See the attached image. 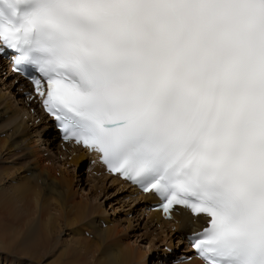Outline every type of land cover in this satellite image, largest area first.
<instances>
[{"label": "snow or ice", "instance_id": "6c2138e0", "mask_svg": "<svg viewBox=\"0 0 264 264\" xmlns=\"http://www.w3.org/2000/svg\"><path fill=\"white\" fill-rule=\"evenodd\" d=\"M0 57L65 141L202 225L172 264H264V0H0Z\"/></svg>", "mask_w": 264, "mask_h": 264}, {"label": "bare ground", "instance_id": "6f19581e", "mask_svg": "<svg viewBox=\"0 0 264 264\" xmlns=\"http://www.w3.org/2000/svg\"><path fill=\"white\" fill-rule=\"evenodd\" d=\"M4 66H5L4 63H0V70ZM0 87H5L7 90H9L10 91L9 97L11 98V99L7 98L8 100H5V103H2L6 95H3L0 93V122L2 120H4L5 122L7 119L5 126H7L10 129V130L8 129V132H7L8 133L7 141L0 143V157L8 155L13 150L22 148L26 152L25 157L26 158L29 157L31 159L30 162L26 163L27 165H24L23 167L20 168V169H25L24 175L23 177L20 176L18 181L14 183V185L16 184L15 186H12V184H10L11 186L10 185L4 186V182L5 180H7V172L10 173L11 171L9 170L3 171V172L0 171V188H1L0 189V210L5 211L6 215L7 213L12 212L11 215L13 217V220L20 219L22 222H25L27 220V223L28 221L30 223V220H31L30 201L32 198L31 196H33V192L35 191V190L33 191L34 187L32 185V183L34 182V184L36 183L38 186L44 188L43 189L44 192L42 193L43 197H40L41 193L39 192L36 193V195L34 196L35 206L36 208H38V211L36 214L37 216L41 214L42 217L46 218L44 221L40 222L42 226L44 225L46 228L45 229L46 234L45 236L43 235L42 238H38L39 235L37 234V230L39 226H37V223L34 221L33 218H32L33 220H31L32 222L26 227L24 231L21 230L23 227L22 228L19 227V229L16 228L14 233H11V232L3 233L2 229H0V251L5 252L6 254L8 253L13 254L15 252L18 255H20V257L22 256L24 258H29V260L32 259L31 261H35V264L43 260H46L45 257L47 254H50L51 259H53L52 263L50 264H53V262L57 258L58 259L65 258L63 262L61 260L60 264H83V262L80 261L81 259L80 256L82 258L85 256H88L87 253H88V250L90 249V246H89L90 244L87 243L89 242L88 239H81V240L59 239L58 238L59 232H57L58 229L56 230V228H58L57 227L58 225L56 223V220H58V218L53 216L50 213V211L52 209L55 210L59 214L58 217H60V219L62 220L63 219L65 220V225L67 227H74L77 224L84 222L91 217H94L93 213L90 214V216L87 214L89 213V210H87L88 207L91 208L92 206V205H87L88 199H90L89 198L90 196L89 197L88 196L86 197L85 195L78 196L77 193H74V190L72 189L74 181L68 174L67 169L61 174L59 171H56V170L54 172V169L56 167L54 166V162L56 161V159H58L57 157L59 156L58 154H60V156L63 159L65 158L63 157L65 155L63 153L57 154L55 151L52 152L53 148L55 147L53 148L49 147L51 145H54L53 141L55 140V135H54V132L51 130V126L49 125L48 122L42 119L38 126H34L33 124H31V126L29 127L30 122H34L36 120V117L32 116L31 114H28L29 110L23 104L22 99L20 97V93L18 92V87L13 84V80L10 78V76L2 77V74L0 75ZM30 108L35 109V106L32 105ZM24 118H26L27 121ZM34 139H37V141L42 143L41 145H44V148H45L44 152L48 153L46 154L47 157L45 159H42L44 158V155L43 153L41 154L38 150L41 147L37 149L31 148L32 141L35 142ZM4 150L8 152L6 154L4 152L2 153V151ZM54 152L56 154H54ZM67 157L68 156H66L65 159H67ZM70 160L69 162L68 161L62 162L64 164V168L66 165H68L67 168L73 167V169L75 167L77 168L81 166V164L86 160V155L84 154V152L76 151L75 156ZM46 162H47V165L49 164V162H51L50 167H45ZM62 163L61 165H63ZM14 168L15 167H13V169ZM99 168L101 167L98 166L93 170L99 172L101 171ZM57 172H59V175H60L59 180H57L54 177ZM14 174L16 175L15 172ZM87 176L88 178H93V179H88L89 182L93 181V183H96V181L98 180V178L92 177L90 175H87ZM100 178L102 180L104 179L103 181L106 183L104 185L105 188L103 187V190H106L107 183H109V189H111L112 187H115V188L118 187L124 192L129 193L128 197L134 196L133 191L126 189L125 186H121L115 179L107 178L104 176H100ZM99 183L100 182L98 181L96 183V186L99 185ZM92 195L93 193H91V196ZM133 200H134L133 203H135L134 209L131 206V208L128 210L129 213L127 214H130L131 212L133 214V212H136L135 218H137L136 219L137 224L135 225V228L137 227L138 229L140 228L141 222L139 221H141V218H140V211H141L142 214H146L148 218V220L145 222V225H144L145 227L144 226L143 227L150 233L153 227H156L158 225L159 229H156L153 231L155 232L158 231L160 236H163V234L164 235L167 234L165 238L171 239L170 244H168L170 248L173 247V244H175V241H177L178 244H181V242H183L182 240L178 239V237L182 233L196 231L194 229L195 225L192 223L190 217L185 213L179 216H176L175 220L179 222L177 225L175 224V222L174 223H164V222L159 221L158 214L156 213L147 214L144 212L145 203L152 200L151 197L140 196V197H136V199L134 198ZM66 201L67 203L65 204ZM52 206L54 208H52ZM92 220L93 219L91 218V220L87 222V226L90 230L91 229L95 230L98 226L101 227V223L99 221H95V220L92 221ZM27 223H25V225ZM197 224H200V223L197 222ZM173 226H175V230H176L175 232L171 231ZM84 228H86V226H84ZM99 231L100 233L97 232L96 234H98V237H100L99 244H101L100 246L103 247V249L99 251L97 250L99 255H97L95 262L93 264H147V261H148L147 257H151L148 255L151 253H154V250L156 248L155 242L153 240H150L149 237H147V240L149 241L147 242V245L145 247V251L147 250L148 252L147 254L146 252L142 251L140 247L133 248L134 247L133 246L130 248L129 245L128 247L120 246L121 244L119 240L113 239V236L119 233L117 229L114 230L113 228H106L104 230L99 229ZM148 232L146 234H148ZM72 233H74L75 237L79 236V233L77 230H73ZM55 237L57 240L55 239ZM135 237H136V240L141 239L140 243L144 242L143 237L145 236L135 235ZM110 240L113 243H118L119 245L114 244L113 245L114 247H110V244H109V246H107L106 242ZM48 241H50V243H48L47 245L49 246V250H40L41 246L42 245L46 246ZM164 246H166V243L164 244ZM178 248L179 247L177 246L175 249V253L173 252L170 255L167 254V256L170 259L175 257L177 253L179 254V251L177 252ZM180 252L181 254H183L184 253L183 249ZM67 254L69 256L68 258H66ZM8 256L9 255H7L6 257ZM5 260H7V258ZM9 262L10 261H8V263ZM153 264H164V263L162 262V260H158V261L155 260ZM188 264H200V263L197 261H193Z\"/></svg>", "mask_w": 264, "mask_h": 264}, {"label": "rangeland", "instance_id": "374dc122", "mask_svg": "<svg viewBox=\"0 0 264 264\" xmlns=\"http://www.w3.org/2000/svg\"><path fill=\"white\" fill-rule=\"evenodd\" d=\"M3 69H4V67L0 70V75L3 72L2 71ZM3 76L4 75H2V77ZM0 93L3 94V95H6L5 98H4V100L2 101V103H5V100L11 99L9 97L10 91L7 90L5 87H0ZM6 121H7V119H6ZM6 121L4 122V120H2L0 122V143H3L5 141H7V138H8V136H7L8 133L7 132H8V129L9 128L7 126H5ZM31 124H33L34 126H38L39 125V124L38 125H35L36 124V121H35V123L34 122H30L29 127L31 126ZM34 140H35V142L32 141V144H31L32 147L31 148L37 149V148L41 147L38 150H39V152L41 154L43 153V155H44V158H42V159H45L47 157L46 154H48V153L47 152H44V149H45L44 148V145H41L42 143H40L39 141H37V139H34ZM53 144L54 145H51L49 147L50 148H53V147L56 148V144H55L54 141H53ZM55 148H53L52 152L55 151ZM3 152L6 154L8 151H5L4 150V151H2V153ZM25 153H26L25 150H23L22 148H20V149L11 151L8 155H5L3 157H0V171H2V172L3 171H7V170L11 171L10 173L7 172V180H5L4 186H9L10 184H12V186H15L16 184L14 185V183H16L18 181V179L20 178V176L23 177L25 169H20V168L23 167L24 165H27L26 163L30 162V160H31L29 157L28 158L25 157ZM54 154H56V153L54 152ZM50 156H52V155H50ZM66 156L67 155H65L63 157L66 158ZM57 157L59 158V156H57ZM65 158L63 160L65 162H67V159H65ZM57 160L58 159H56V161ZM56 161L54 162V166H56L55 169H54V172L56 170V171H59L60 174H61L66 169L68 170V174L70 175V177L74 181L73 188H72L74 190V193H77L78 196H80V195H85L86 197L87 196L88 197L90 196L89 197L90 199H88V204L87 205H92V206H91V208L88 207L87 210H89V213H87V214L90 216V214L93 213L94 214V217H91V218L93 220H95V221H99L101 223V225H102L101 227L98 226L95 230H93V229L90 230L88 228V226H87V222L91 220V218H89L86 221L81 222V223L77 224L74 227H67L65 225V220L64 219L63 220L60 219V217H58L59 214L55 210L52 209L50 211V213L53 216H55L56 218H58V220H56V223L58 225V226L56 225L58 227V228H56V230L58 229L57 232H59V236H58L59 239H62V240H65V239H72V240L73 239L74 240L88 239L89 242H87V243L90 244L89 245L90 246V249L88 250V253H87L88 256H85L83 258L80 256V258L83 260L82 261L80 259V261L83 262V264L84 263L85 264H93L95 262V259H96L97 255H99L98 254V251L103 249V247L100 246L101 244H99L100 237H98V234H96V233L97 232L100 233L99 229L104 230L106 228H113L114 230L117 229V231L119 233L116 234L117 236L114 235L113 236V239H116V240L118 239L119 242H120V244H121L120 246H123V247L126 246V247H128V245H129L130 248L133 247V246H134L133 248L140 247V249H142V251L146 252L147 254H148V252H147V250L145 251V247L147 245V242L149 241V240H147V237H149L150 240H153L155 242L156 248L154 250V253H151V254L148 255V256H151V257H147L148 258L147 264H153L155 262V260L156 261H158V260H162L163 261V256H160L159 254H161V255L162 254H165V252H166V247L164 246L165 243H166V246H168L170 248V246L168 244H170L171 239L170 238H167V239L165 238L167 236V234H165V235L163 234V236H160L159 233H158V231H156V232L153 231V230L158 229L159 226L153 227V229L149 233L144 228L145 227L144 226L145 225V222L148 220V218H147V216L145 217V215L142 214L141 211H140L141 221H139V222H141L140 228L139 229H138V227L135 228V225L137 224V221H136L137 218H135L136 212H133V214H132V212L130 214H127V213H129L128 210L131 208V206L134 209L135 203H133V201H134L133 199L134 198L136 199V197H134V196L128 197V194L129 193L124 192L123 190L119 189L118 187H116V188L115 187H112L111 189H109V183H107L106 190H103V187L106 184L103 181L104 179L102 180L99 177L98 180L96 181V183L98 181L100 183H99V185L96 186V183H93V181H90L89 182L88 179H93V178H88L87 175H89V174L88 173H86L87 175L85 174V171H84V168L83 167L81 168L79 166V167H77V168L75 167L73 169V167H70V168L68 167L67 168L68 165H66L65 168H64V164L61 161H59V160L57 162ZM70 161H72V160H70ZM55 163H57V164H55ZM61 163L63 165H61ZM50 165H51V162H49L48 165H47V162L45 163V167H50ZM13 167L16 168V169L14 168L15 171H14ZM13 171L16 173V175L14 174ZM59 172H57L55 174V176H54L57 180L60 179ZM99 179H101V180H99ZM32 185L34 187L33 188V191L34 190L35 191L33 192V196H31L32 198H31V201H30V211H31V217L30 218H31V220L34 219V221L37 223V226H39L38 230H40V229L42 230V231L41 230L40 231L37 230V234L39 235L38 238H42V236L43 235L45 236V234H46V232H45V229L46 228H45L44 225L42 226V224L40 222L41 221H44L46 218L45 217H42L41 214H39L37 216L36 213L38 211V208H36V206H35L34 196L36 195V193L39 192V193H41L40 194L41 195L40 197H43L42 196V193L44 192V190H43L44 188L38 186L36 183L34 184V182L32 183ZM90 192L93 193L92 196H91V193ZM77 197H76V199H77ZM66 203H67V201L65 202V204ZM52 208H54V207L52 206ZM11 213L12 212H9L6 215V212L5 211H1L0 210V229H2V232L3 233H6V232L14 233L15 229L16 228L19 229V227L20 228L23 227L21 230L24 231L26 229V227L32 222L31 220H30V223H29V221L27 223V220L25 222H22L20 219L19 220H17V219L13 220V217H12ZM25 223H27V224L25 225ZM117 223H119V224H117ZM83 225L86 226V228H84ZM24 226H25V228H24ZM72 229L78 231V233H79V236L78 237H75L74 236V233H72L73 232ZM86 229H88V230H86ZM137 229H138V231H137ZM84 231L85 232L88 231L89 233L91 232L92 233V234L90 233L91 234V237H87L86 238V236H84ZM171 231L173 232L172 229H171ZM147 232H148V234H146ZM155 234H157V235H155ZM135 235H137V236H145V237H143L144 238V242L143 243H140L141 239L136 240ZM151 238H153V239H151ZM55 239H56V237H55ZM48 243H50V241L47 242L46 246L45 245L44 246L42 245L40 250H49V246H47ZM106 243H107V246H109V244H110V247H114L113 246L114 244L115 245H119L118 243H113L111 240L108 241V242H106ZM175 244H173V247L171 248L172 249V253L173 252L175 253V249H176L177 246L179 247L178 250H177V252L179 251V253H180V251L182 250L181 247L179 245H177L178 244L177 241H175ZM55 250H57V249H55ZM96 251H97V253H96ZM7 255H9L10 257L9 256L6 257ZM165 255H167V254H165ZM68 257L69 256L67 254L66 255V258H68ZM6 258H7V260H5ZM45 259L46 260H43V261L38 262L36 264H50V263H52V260L53 259H51V255L50 254H47L46 257H45ZM64 259L65 258H63V259L62 258L61 259L60 258L59 259L57 258L53 262V264H60L61 263V260L63 262ZM31 260L32 259L29 260V258H24L22 256L20 257V255H18L15 252L13 254H9V253L6 254L5 252L0 251V264H9V263L10 264H19L20 262H21L20 264H35V261H31ZM8 261H10V262L8 263Z\"/></svg>", "mask_w": 264, "mask_h": 264}]
</instances>
